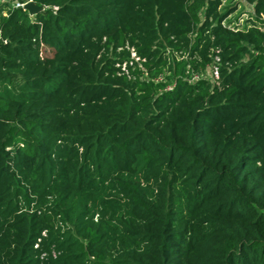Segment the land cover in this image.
Returning a JSON list of instances; mask_svg holds the SVG:
<instances>
[{
	"label": "trees",
	"instance_id": "obj_1",
	"mask_svg": "<svg viewBox=\"0 0 264 264\" xmlns=\"http://www.w3.org/2000/svg\"><path fill=\"white\" fill-rule=\"evenodd\" d=\"M241 1L243 29L242 2L0 0V264H264V0Z\"/></svg>",
	"mask_w": 264,
	"mask_h": 264
},
{
	"label": "rangeland",
	"instance_id": "obj_2",
	"mask_svg": "<svg viewBox=\"0 0 264 264\" xmlns=\"http://www.w3.org/2000/svg\"><path fill=\"white\" fill-rule=\"evenodd\" d=\"M237 2H242L241 0H225V5H230V6H235V4ZM252 13V7L246 3H241V5H238V10L233 13V15L231 16L233 18V20H237L236 22H234L233 25H240V29H243L249 16ZM240 18V19H239ZM44 56H52L53 52L49 51V50H44ZM209 75L211 76V74L209 73ZM211 78V77H210Z\"/></svg>",
	"mask_w": 264,
	"mask_h": 264
},
{
	"label": "water",
	"instance_id": "obj_3",
	"mask_svg": "<svg viewBox=\"0 0 264 264\" xmlns=\"http://www.w3.org/2000/svg\"><path fill=\"white\" fill-rule=\"evenodd\" d=\"M24 9L30 14V16H36L43 12L44 8L37 5L36 3L30 1L25 6Z\"/></svg>",
	"mask_w": 264,
	"mask_h": 264
},
{
	"label": "built area",
	"instance_id": "obj_4",
	"mask_svg": "<svg viewBox=\"0 0 264 264\" xmlns=\"http://www.w3.org/2000/svg\"><path fill=\"white\" fill-rule=\"evenodd\" d=\"M30 2V1H28ZM21 3V2H15V5L17 8H24V6L28 3ZM209 73L211 74V76L209 75ZM209 73L208 75L212 78V79H218V70L216 68H209Z\"/></svg>",
	"mask_w": 264,
	"mask_h": 264
}]
</instances>
